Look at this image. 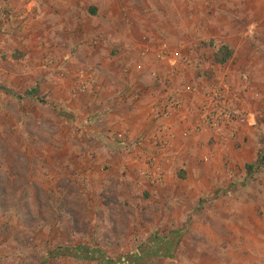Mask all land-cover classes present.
Masks as SVG:
<instances>
[{"label": "rangeland", "instance_id": "374dc122", "mask_svg": "<svg viewBox=\"0 0 264 264\" xmlns=\"http://www.w3.org/2000/svg\"><path fill=\"white\" fill-rule=\"evenodd\" d=\"M18 2L0 0V264H264V168H246L264 158V94H240L215 61L227 45L243 68L249 47L264 45V0H73L79 19L63 21L68 4ZM178 77L189 79L182 97ZM122 78L157 81L153 125L168 97L176 116L195 118L179 162L162 160L173 138L165 149L154 140L165 123L133 139L97 134L102 122L72 111ZM223 102L245 121L229 115L211 130L202 119ZM149 158L156 181L141 174Z\"/></svg>", "mask_w": 264, "mask_h": 264}, {"label": "crops", "instance_id": "0c3cea01", "mask_svg": "<svg viewBox=\"0 0 264 264\" xmlns=\"http://www.w3.org/2000/svg\"><path fill=\"white\" fill-rule=\"evenodd\" d=\"M27 1L28 2L25 3L22 0H20V2L16 3V5H24V6L32 7V5L38 3L39 0H27ZM52 3L54 5H60V6H64L67 4L69 5V8L63 7L58 10V12L59 11L61 12V17H60L61 21L65 19H68V20H78L79 19L78 16H76L77 14L76 9H74V7L72 8V5L75 6L73 0H53ZM262 4L263 3L261 2V6L263 7L262 9H264V4L263 5ZM93 5L95 6H90L88 8V12L91 15H95L97 13V10L100 13H102V7L99 4L96 3ZM263 16L264 14L262 15V17ZM251 26L252 25L250 22L249 23L250 28L248 30L249 33L248 31H245V34H244L246 35V37H248L250 32L254 31V28ZM227 29H228L229 35H231L232 32L234 31V27H232L231 24L227 26ZM259 47L260 46H254L253 44L251 47H249V50L246 51L247 53L246 62L244 63L243 68L240 65L239 66L233 65L231 63L232 62L231 59L229 60L227 64L222 65V66H226V70L230 73L231 78L234 82L233 84L236 85L240 94H241L240 90L244 88H245L244 93H243L244 95H250L252 93L255 95L264 94V64H263L264 62L262 61L257 68H254V66L256 65V62H254V60L257 59L259 54L264 55V45L260 47L261 51ZM240 69L246 70L247 73L245 74L249 75V83L246 82V87H243V88H240L241 83L237 77V71ZM256 69H258V73H257L258 74V84L257 85L255 84V79H252L253 75L254 76L257 75L255 74ZM143 80L144 79L141 78V82H144L145 84H141L140 82H136L134 80H128V78L127 79L122 78L118 81L114 80L115 82L109 79L106 81L105 83L106 87L104 88L107 90V95H102L100 97L101 100L100 98L98 99V101L102 105H100V103L98 105H95L94 103L86 104V101H85L83 108H81L82 104L80 103L78 105V108L76 109L74 108V110L72 109V111L74 112L82 111L85 108L84 109L85 111L83 112H87L89 114L88 118H86V122L88 120L91 121L92 117H93L92 121H94L93 124L102 122L103 126L102 124H98V126L95 127L93 125L91 128V130L97 134L99 133L102 134L105 132L109 133V130L111 131L124 130V131H127L128 134H130V138L136 139L144 132H145V135H148V134H151L152 131H156L159 123H162V124L165 123V124L171 125V127L173 128L170 133V140L172 138H173L172 140H174L172 143L173 144L172 149L164 153L165 158L162 160L166 162L165 164L167 163L175 164V162H179L181 160L180 155L182 152V147L181 149H179L180 145L185 146L183 145L185 141L181 139V134L183 133V131H185V129H187L190 126L191 122L194 121L195 118L191 119L190 118L191 116L186 112H180L176 116L175 115L176 112L174 111V112H171L173 117L169 118V117L161 116L160 117L161 119L158 122H156V124L158 125H153L151 117H150L151 115L150 112H151V104L155 103L156 99L160 97L159 96L160 94L156 92L159 90L157 86L158 83L155 80H151L148 82H145ZM188 82H189V79H187L185 83L181 81L178 77L177 80L175 81L174 94L175 95L179 94V96L182 97L185 91L184 88H186V86H189V84H187ZM247 86H250L251 89L247 90ZM65 87L68 88L69 86L65 85ZM137 90L141 91L140 92L141 97L135 96L136 92H138ZM89 93L90 92H88L87 94ZM87 94H83V96L85 95L89 96ZM118 95H122V96L118 97ZM79 100H81V98H79ZM87 107H89V112H88ZM96 118H100V120L97 122ZM98 127H103V128L102 130H100L98 129ZM88 128L89 127H87V131H88ZM102 145H103L102 148L106 150V153H107L106 157H111V155L109 154L110 152L108 151L110 150V148L107 149V146H105L104 143H102ZM143 146H145L146 148H149V150L151 151L154 150V145H150L148 140H146L143 143ZM141 150H142V147H141ZM136 152H140V148L136 149ZM125 154L123 153V155ZM108 165L109 167H112L114 169L116 168V163L110 162L108 163ZM130 165H133V161L132 159H130V157H127V155H125L123 156V161L119 163V169L122 171L123 168L125 169L127 168L126 171L128 173V168L130 167ZM188 166L191 167V163H189Z\"/></svg>", "mask_w": 264, "mask_h": 264}, {"label": "built area", "instance_id": "2783aa9c", "mask_svg": "<svg viewBox=\"0 0 264 264\" xmlns=\"http://www.w3.org/2000/svg\"><path fill=\"white\" fill-rule=\"evenodd\" d=\"M94 87V86H92ZM91 87L89 85H86L85 83L80 85L78 91L79 93L82 94H87L88 92L91 91ZM96 89V88H94ZM222 104H224L222 106V108L220 110H218L217 112L212 113V114H207L205 117H203V124L210 128L211 130H219L220 125H221V121L223 119H225V117L227 116H232V117H236L238 118L242 123L245 121L243 118L240 119L239 116V112L238 111H231L230 108H226V104L225 102H223ZM177 106L176 102H173L172 99L170 97L165 99V103L160 104V106H158L157 108H155V110L153 112H155L157 114V116L159 115H164L166 117H170L172 115L171 112H173V108H175ZM229 107V106H228ZM226 114L224 116H222V114ZM171 126V125H170ZM170 126L165 124V126H162V129H160L157 134H155L154 136V140L156 142V145L160 148V149H165L167 148L169 141H170ZM121 137V136H120ZM152 160H154V158H150L147 162H145V164H148V167L146 170L142 171L141 174L144 177H151L153 178L155 181L158 180L159 176L158 174L161 175V173H156L154 171H150L149 168L152 167L154 168L153 164L150 163Z\"/></svg>", "mask_w": 264, "mask_h": 264}, {"label": "trees", "instance_id": "16d2710c", "mask_svg": "<svg viewBox=\"0 0 264 264\" xmlns=\"http://www.w3.org/2000/svg\"><path fill=\"white\" fill-rule=\"evenodd\" d=\"M232 55H233L232 50L227 45H224L218 51H216L215 61L219 65H225L232 58ZM256 167L258 169L264 168V158L263 159L261 158L260 160H258L257 164L246 166V168L249 171L254 170ZM146 260L148 261V259Z\"/></svg>", "mask_w": 264, "mask_h": 264}]
</instances>
